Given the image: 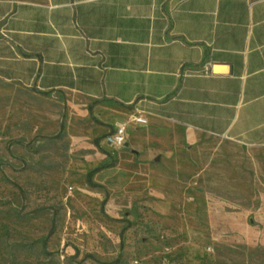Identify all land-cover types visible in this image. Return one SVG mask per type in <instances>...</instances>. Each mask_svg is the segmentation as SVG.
I'll list each match as a JSON object with an SVG mask.
<instances>
[{"label":"rangeland","instance_id":"1","mask_svg":"<svg viewBox=\"0 0 264 264\" xmlns=\"http://www.w3.org/2000/svg\"><path fill=\"white\" fill-rule=\"evenodd\" d=\"M135 115L0 80V264H264V148Z\"/></svg>","mask_w":264,"mask_h":264},{"label":"crops","instance_id":"2","mask_svg":"<svg viewBox=\"0 0 264 264\" xmlns=\"http://www.w3.org/2000/svg\"><path fill=\"white\" fill-rule=\"evenodd\" d=\"M0 80L264 148V0H0Z\"/></svg>","mask_w":264,"mask_h":264},{"label":"built area","instance_id":"3","mask_svg":"<svg viewBox=\"0 0 264 264\" xmlns=\"http://www.w3.org/2000/svg\"><path fill=\"white\" fill-rule=\"evenodd\" d=\"M130 121L134 125H145L147 122L145 118L139 115L131 116ZM105 143L115 150L122 148L126 143V126H117L115 131L105 138Z\"/></svg>","mask_w":264,"mask_h":264},{"label":"trees","instance_id":"4","mask_svg":"<svg viewBox=\"0 0 264 264\" xmlns=\"http://www.w3.org/2000/svg\"><path fill=\"white\" fill-rule=\"evenodd\" d=\"M95 103H97V102H95ZM94 173H96V170L92 171V172L90 173V175H92V174H94Z\"/></svg>","mask_w":264,"mask_h":264}]
</instances>
